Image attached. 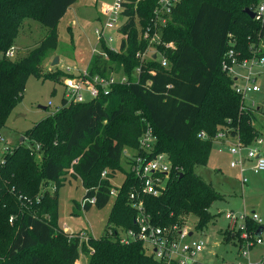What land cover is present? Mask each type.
I'll use <instances>...</instances> for the list:
<instances>
[{"label":"trees","instance_id":"trees-1","mask_svg":"<svg viewBox=\"0 0 264 264\" xmlns=\"http://www.w3.org/2000/svg\"><path fill=\"white\" fill-rule=\"evenodd\" d=\"M77 1L0 0V143L1 130L21 102L30 75L60 77V73H44L42 63L50 50L58 48V23ZM260 2L180 0L163 29V39L173 41L175 47H159L166 66L153 57L144 62L137 57L148 46L142 31L159 0L127 3L128 20L120 30L128 37L119 50L105 46L108 59L93 55L88 69L93 74L123 69L132 82L113 86L107 96L66 105L25 131L27 143L3 150L0 264H77L81 252L88 254L87 264H168L148 254L142 241L125 244L118 236L119 229L137 227V210L130 199L137 178L124 169L123 151L137 148L149 126L158 138L156 151L166 152L173 166L165 191L146 197L152 221L160 226L181 225L187 215H196V226L202 230L215 218L210 207L224 194L196 169L208 164L213 136L218 132L225 131L247 145L258 136L255 108L246 103L243 107L245 97L235 91V79L223 69L222 61L230 47L241 61L264 45V21L245 11L257 10ZM26 19L40 21L47 33L26 55L16 57L15 49L10 57L7 52L14 47ZM202 131L208 138L199 135ZM37 154L41 155L39 161ZM118 171L125 172L124 180L112 198ZM69 175L81 179L86 187L82 199L97 197L95 205L87 202L84 208L79 201L74 214L81 215L93 206L103 209L113 200L107 221L112 234L96 237L88 230V241H81L63 230L57 201ZM247 224L251 230L255 228L252 219ZM234 232L225 231L227 241L239 236V231Z\"/></svg>","mask_w":264,"mask_h":264},{"label":"rangeland","instance_id":"rangeland-1","mask_svg":"<svg viewBox=\"0 0 264 264\" xmlns=\"http://www.w3.org/2000/svg\"><path fill=\"white\" fill-rule=\"evenodd\" d=\"M100 2L101 0H98L96 4V0H78L58 23V48L50 50L42 64L44 73H60L59 81L50 77L44 79L30 75L21 102L14 107L6 126L1 130L0 161L6 147L19 145L20 142L27 143L25 131L51 116L52 113H56L55 110L61 105L65 95L64 79L89 66L93 48L97 46L94 30L100 26L97 19ZM47 30L40 21L26 19L14 44L16 57H22L36 47L45 37ZM111 33L115 34V31ZM151 55L148 53L145 59H150ZM57 56L60 59L58 64L52 65ZM235 68L239 74L243 70L238 65H235ZM120 72L114 71V74ZM253 73L255 74L253 84L259 86L260 90L247 95L244 101L247 105L254 106V123L257 130L262 132L261 136L264 140V64H255ZM23 136L24 139L21 140ZM231 144L236 142H230L228 145ZM261 151L264 152V144L261 146ZM232 158L227 150L220 152L213 149L208 164L198 166L196 169L198 174L213 183L224 194V198L218 199L210 207L211 213L216 216L204 229L197 228L196 215H187L185 218L186 225L194 231L192 239H202L208 243L207 248L199 255V260L203 264H223L226 261L231 264H249L259 261L261 254L264 253V246L256 244L250 249V259L245 258L238 253L240 247L234 242V237L228 241L225 237V231L232 230L231 221L226 216L227 212L252 214L255 211L257 215L264 217V171L248 169L246 175L249 182L243 187L238 168L230 165ZM40 159L41 155L37 154L36 160ZM122 165L124 169L128 168L126 157H123ZM116 175L114 181L122 183L125 172L118 171ZM86 191L81 179L68 176L65 186L59 191L57 201L61 227L67 225V229H63L66 233L89 230L93 231L96 237L102 234L110 235L111 229L107 226V221L113 200L103 209L93 206L89 210L82 211L81 215L74 214L73 211L79 209L77 204L82 201ZM19 198L23 197L20 195ZM45 203L48 204L47 201ZM11 218L10 222L13 221ZM241 223L240 220L238 225ZM49 253L54 259L56 254L53 251ZM87 262L88 254L81 252L78 264H87Z\"/></svg>","mask_w":264,"mask_h":264},{"label":"built area","instance_id":"built-area-1","mask_svg":"<svg viewBox=\"0 0 264 264\" xmlns=\"http://www.w3.org/2000/svg\"><path fill=\"white\" fill-rule=\"evenodd\" d=\"M179 1L159 0L158 5L154 9L153 17L142 31L143 37L148 41V46L137 53V57L142 62L146 60L145 56L150 53L153 58L156 55L155 59H159L163 65H167V60L159 47H175L173 41L168 42L163 39V29L167 26L173 9ZM129 2L130 0H101L97 18L100 26H97L94 30L97 46L93 48L92 56L101 55L108 59L109 55L105 46L113 50L121 48V43L128 37V34L124 33L120 28L128 20L125 12L127 10L126 5ZM255 12V18L264 21V1L260 2ZM112 31H115V34L111 33ZM230 42L235 45L233 38H231ZM263 49L264 45H261L259 48L254 49V54L251 57L239 61L235 49L230 47L222 61L223 69L228 71L235 79V91L242 97H246L251 92L260 89L259 86L253 84L255 81L253 69L255 64H264ZM14 54L15 47H12L8 50L7 55L13 57ZM235 65L243 68V72L239 74ZM118 71L121 72L119 74H114V71L107 74H93L86 66L78 72H74L73 75L64 79L65 95L63 99L65 101L64 103L61 102L55 112L62 110L70 103L84 102L100 96H107L112 92L113 86L132 82L130 77L123 72V69ZM140 71L141 65L136 69L137 74ZM243 107H245V101ZM199 135L203 138H208V134L205 131L200 132ZM230 137L233 136L225 131H220L213 136V140L219 141ZM157 139L154 129L149 126L141 135L137 148L125 147L123 151V157L127 158V171L137 178L136 184L133 185L130 192L132 205L137 210V227L128 230L119 229V239L121 243L125 244L137 240L142 241L147 248L148 254L168 264H203L199 260V255L207 248L208 243L202 239L193 240L194 231L186 225V221L181 225L160 226L152 221L147 212L146 197L148 195L158 196L165 191L168 184V176L173 167L172 161L166 152L156 151ZM262 143L263 139L260 137L249 145L237 139V143L229 147V151L233 156L231 166L239 169L244 184L248 181L245 174L248 168L255 171H264V153L260 149ZM7 149L8 147L4 150ZM248 162H251L250 166L247 165ZM70 172L72 173L73 170L71 169ZM106 175L107 171L104 170L102 176L105 177ZM113 183L115 186L111 189V197L115 198L118 194L117 188L121 187L122 183H116L115 181ZM96 201V196L86 197L82 199L81 206L84 208L87 202L95 205ZM226 216L231 221V229L235 231L234 234L236 231L240 233L236 237V242L240 247L238 253L250 259V249L254 245L260 244L264 246V217L257 215L255 212L252 214H237L234 211L227 212ZM249 218L255 223L253 230L247 224V219ZM240 220L242 223L238 225ZM62 228L67 229V225L62 226ZM259 228H262L260 234H258ZM112 233L113 230L111 229L110 234ZM69 235L70 237L78 236L81 241H88L89 239L87 231H73ZM223 264L231 263L226 261ZM249 264H264V253L261 254L259 261L249 262Z\"/></svg>","mask_w":264,"mask_h":264},{"label":"crops","instance_id":"crops-1","mask_svg":"<svg viewBox=\"0 0 264 264\" xmlns=\"http://www.w3.org/2000/svg\"><path fill=\"white\" fill-rule=\"evenodd\" d=\"M97 1L98 0H96V4H97ZM98 18V17H97ZM237 70V69H236ZM242 72H243V70H242ZM242 72H240V73H242ZM260 90V89H259ZM258 90V91H259ZM254 92H257V91H253V92H251V93H254ZM258 109H260V108H258ZM256 129H257V127H256ZM258 131V136H257V138H262V132H259V130H257ZM256 138V139H257ZM237 137H230V138H228V139H224V140H219V141H215L214 142V144H213V148H212V150L213 149H216V150H218V151H220V152H223L224 150H227V151H229V147L231 146V145H233V144H231V145H228V144H230V142H233V141H235L236 143H237ZM263 139V138H262ZM254 143V142H253ZM264 144V140H263V143H262V145ZM261 145V146H262ZM260 149H261V147H260ZM230 152V151H229ZM264 153V152H263ZM231 154V153H230ZM232 155V154H231ZM210 160V159H209ZM232 160V159H231ZM230 165H231V162H230ZM247 165L248 166H250L251 165V162H248L247 163ZM234 168H237V167H234ZM248 169H251V168H248ZM247 169V170H248ZM239 170V169H238ZM247 170H246V172H247ZM253 170V169H252ZM246 172H245V174H246ZM239 174H240V181H241V184H242V186L244 187V185H246L248 182H249V179H248V181H247V183H243L242 182V178H241V173H240V171H239ZM247 176V175H246ZM255 212V211H254ZM192 234V233H191ZM193 237H194V235H193ZM234 242H236V239L234 238Z\"/></svg>","mask_w":264,"mask_h":264},{"label":"water","instance_id":"water-1","mask_svg":"<svg viewBox=\"0 0 264 264\" xmlns=\"http://www.w3.org/2000/svg\"><path fill=\"white\" fill-rule=\"evenodd\" d=\"M245 11H246V12H247L252 18H255L256 12H255L254 10H252V9H250V8H245ZM154 57H156V55H155ZM59 60H60V59H59L58 56L55 57V59H54L52 65H56V64H58ZM23 139H24V136L22 137L21 140H23ZM253 212H254V211H253ZM261 230H262V228H259V230H258V234H260Z\"/></svg>","mask_w":264,"mask_h":264}]
</instances>
